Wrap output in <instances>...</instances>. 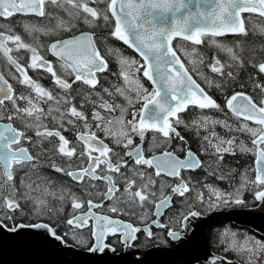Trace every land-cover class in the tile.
<instances>
[{
  "label": "snow or ice",
  "instance_id": "1",
  "mask_svg": "<svg viewBox=\"0 0 264 264\" xmlns=\"http://www.w3.org/2000/svg\"><path fill=\"white\" fill-rule=\"evenodd\" d=\"M45 2L46 0H0V18L7 19L15 14L45 17L49 15L44 9ZM47 3L54 6L55 9L62 10L69 17L67 21L59 20L57 24V29L66 32H71L76 27L74 23L76 20H80L84 24H95L97 20L108 21L111 17L115 23L110 35L133 48L144 63L138 64L135 60L121 58L118 75L124 81V86L115 87L114 92L107 88L103 91L109 97L117 95L123 97L126 103L122 105L114 100L109 103L101 97V103L95 106L98 110L93 112L92 121L95 128L101 131L105 138H111L113 147H109L103 139L96 135L95 131L90 130L91 125L87 116L77 109L74 103L76 97L71 95L72 84L77 82L87 85L90 89H95L99 83L97 74L108 69V62L97 47L96 37L91 33L82 32L78 36L59 39L51 43L49 51L60 61L58 72L51 61H46L43 56L39 55L36 47L24 43L20 35H5L3 31H0V52L7 57L9 63L20 74L18 83L29 89L27 95H14L12 85L0 74V113H7L6 116L0 115V121L5 119L8 121L0 123V213H2L0 229L14 233L26 227L43 228L53 238L67 246L69 233L58 235L57 230L50 228L49 224H24L16 220V214L23 215L25 208H29L37 215L56 214L61 209L51 208L49 200L64 201L67 199L71 202L74 213L75 210L82 209L85 203L87 204V212H81L79 215L73 214L65 223L71 232L72 241L81 245L87 244L90 252L103 253L106 249L114 251L115 249L106 242L108 234L119 235L122 237V243L126 246H130V242L137 241V233L140 232H144L147 237L151 238L154 234L150 227L143 229L134 227L130 223L113 220L106 215H97L92 211L93 208L102 207V204H94L91 199L81 201L75 193L67 189H61L59 193L50 191L54 185L47 176L40 173L41 168L45 167L42 163L43 158L40 154L33 155L27 147L21 145V141L35 143L32 137L27 135L28 130H32L40 141L52 137L58 138L60 143L54 150L58 155L67 158L68 161H71L73 157L81 161L86 159L88 163L86 167L81 166L73 171L49 160L46 165L48 168L70 177L77 183H84L86 180L105 181L107 187L102 196L104 200L113 202V206L108 209L110 212L119 213L120 208L116 205L121 203V196H124L127 198L125 203L130 210L137 206L143 209L147 205H151L154 208L153 215L159 217L162 215V209L172 206L173 196L184 198L185 194L190 191L188 183L181 173L195 171L202 167V162L190 148L185 150L183 159L167 150L170 141L174 138L186 144L185 138L181 136L177 128L180 125L185 127H189V125L180 118L179 113L186 111L190 105L201 110H222L216 100L209 96L189 74V69L185 67L177 50L172 47V41L176 37H182L199 45L202 43L199 38L201 35L205 33H210L213 36L223 35L224 32L221 30L246 35L241 13L255 12L259 7V15L264 17V0H258V4L254 0H204L207 10L198 9L196 13H189L183 18V21L177 18L176 14L186 7L184 0H47ZM89 4H104L105 7L98 9L90 7ZM168 12L173 14L171 27L168 17L164 15ZM193 25L196 26L193 27ZM23 27L25 31L32 30L27 24ZM8 31L11 33L10 28ZM7 41H12L17 51L20 49L29 51L31 55L28 67L46 70L63 95H53L51 91L33 81L27 75V68L9 55L12 49L7 46ZM226 50L237 66L243 64L232 48ZM108 51L112 52L113 50L108 49ZM185 55L191 56L192 53H185ZM200 62H202V57ZM192 64L193 71H197L198 62L193 61ZM252 66L258 67L259 72L264 73V62ZM209 67L213 73L234 79L231 71H222L225 65L221 64L219 60L214 59ZM141 68L144 69L142 75L152 85L151 91L145 88L137 78ZM69 78L72 83H69ZM206 82L211 86V81ZM215 86L223 87L221 84ZM256 87L260 88L264 95V85L257 84ZM133 93L134 95H132ZM6 101L11 103L10 111L5 107ZM17 101H23L26 106L20 107ZM40 102L49 105L47 112L38 107ZM137 105H139L138 108ZM225 106L238 118L257 125V127H250L245 123L241 130L250 133L254 146L264 145V99L256 102L252 96L242 92L234 93L226 98ZM61 107H64L63 112L60 111ZM102 111L106 112V115H101ZM54 112L56 115H53ZM129 114L131 119H127ZM49 116L57 123L56 129L49 130L44 126L42 118ZM66 116L70 118L65 120ZM74 120L84 122L85 131L77 132L80 151L77 150L76 145L68 147L70 142L60 130L64 123L73 124ZM13 121H18L22 127L14 126ZM208 123L209 118L203 117L202 120L194 121L193 126L207 127ZM211 123L224 124L225 127H229L224 121L213 120ZM42 127L43 131L40 130ZM148 131L158 133L162 138V143H160L157 142L156 136H153L155 142L153 146L163 149L158 156L146 157L144 155V140ZM212 136L215 137L216 134L212 133ZM134 137H139V144L134 145ZM204 140L206 143L211 142L208 136H205ZM233 144L234 140L229 139L218 140L217 144L212 145L217 159L222 161L224 154H235L232 148ZM116 146L125 149L123 157L114 151ZM245 150L241 146V151ZM44 156L46 157L47 153ZM124 157L130 158L132 165ZM144 167L153 168L156 178L163 174L178 179L179 183L168 185L170 194L165 195L164 182L161 181L157 189L156 179L142 171L141 169ZM97 169L100 170L99 173ZM121 169H130V171L122 172ZM20 171H23V176L19 178V184H17L16 174ZM114 175L123 181L124 187L121 195H117L121 189L119 180L114 179ZM220 179H224V176H221ZM240 179L241 188H238L235 193H223L210 188L212 196L207 201L202 193L197 194V199L201 203H206L209 209L229 206L230 203L241 205L244 201L239 198V193L249 181L244 174ZM251 184L259 189L255 191L254 199L259 203H264V148L259 151L257 174ZM89 187H94V185L89 184ZM5 189H7L6 195ZM157 192L161 197L159 199H157ZM213 197L219 201L218 205L213 203ZM200 215V211H192L189 208L181 221L184 229L191 230L189 221ZM89 221L93 222L91 242L86 241L75 231V229L89 227ZM152 223L159 224V220H153ZM160 227L168 226L160 225ZM167 234L172 239L182 238L181 233L176 230H170ZM230 235L233 239L226 251L246 252L247 254L243 257L245 264H264V244L251 241L255 247L248 246L250 241L246 237L244 244L240 245L235 239L236 234L231 233ZM222 264H232V262L224 260Z\"/></svg>",
  "mask_w": 264,
  "mask_h": 264
},
{
  "label": "flooded vegetation",
  "instance_id": "2",
  "mask_svg": "<svg viewBox=\"0 0 264 264\" xmlns=\"http://www.w3.org/2000/svg\"><path fill=\"white\" fill-rule=\"evenodd\" d=\"M47 4L48 3L46 0L45 5ZM45 5H44V9H45ZM59 14H60V19L62 20H65L66 18L69 19L66 13H59ZM33 16L34 15L15 14L7 19L0 18V31H3L6 35L9 34L20 35L24 43L36 47L38 49L39 55L43 56L46 61H51L53 66L56 67L57 71L59 72L60 61H58V59L54 55H52V53L49 51V46L51 43L55 42L56 40L77 35L78 20L74 21L76 27L71 32H66L63 31L62 29H57L58 23L55 24V23H51L50 21L47 23H35L31 19L28 20V17H33ZM52 20L55 21L54 18ZM25 24L29 25L30 28L32 29L30 32L25 31L23 27ZM9 28L11 29V33H9L8 31ZM6 43L7 46L12 49V52H10L9 55L12 56L14 59H16L25 68H27V75L31 77L33 81L41 85L43 88L51 91L53 95H60V96L63 95V92L54 84L53 78L49 73L46 72V70L42 68L31 69L28 67L29 58L31 55L29 51L25 49H20L19 51H17L12 41H7ZM100 44H101L100 48L98 44L97 47L99 48L101 55L104 56V58L108 62V69L105 72L97 74L99 83L95 87H97L101 82L105 80L109 81L115 77H119L118 75L120 72L119 61L121 58H127L129 60L131 59L130 55L128 54V50L121 47V45H119L115 40H111V39L101 40ZM108 49H112L113 51L109 52ZM0 74H2L4 76V79L7 80L8 83L12 85V88L14 90V95L29 94V89L18 83V77L20 74L16 72L15 67L9 63L7 57L2 52H0ZM69 83H72L70 78H69ZM81 87H82V83L80 82L72 84L71 95L76 97L74 103L77 109L83 112L82 109H79V105H78V94L79 92H81ZM86 88L90 89L87 85ZM99 89L100 88H95L94 90L92 91L90 90V91L96 93ZM235 93H240V91ZM32 95L33 97L35 96L34 93ZM231 95H229L228 97H230ZM35 102L36 101L34 99V103ZM120 102H122V98L120 96H117L116 103H120ZM17 103L19 104L20 107L26 106L23 101H17ZM48 106L49 105L43 102H40L38 105V107L43 108L45 112H47ZM5 107L10 111L12 107L11 103L6 101ZM227 110L231 115L235 117V119L232 122H225L229 126L225 128L234 127V131L243 133L246 140L245 142H238L237 150L239 148V151H241V146H243L246 150L241 152L254 154V160H253L254 178L250 172H246V171L243 172L242 170L239 171L233 170V167H231L232 162H230L229 159L225 160L224 164L222 165V170L219 172V174L212 173L213 171L208 166L210 162L209 161L210 155H208L207 157L204 158V162H205L204 165H206L204 168L200 167L197 168L195 171H183L181 173L184 180L188 183V187L190 191L185 194L184 198H181L179 196H173L171 201L172 206L167 209H162V215H160L159 217L153 215L154 208L151 205H147L143 209L137 206L134 209L130 210L125 203L127 198L124 196H121V203L119 205H116L120 208L119 213L110 212L108 209L111 206H113V202L104 200L102 196V193L106 190L107 187L105 181L86 180L84 183H77L73 181L70 177L63 175L62 173H56L52 171L50 168H48L46 165L49 160H51L53 163L57 164L58 166L73 171L77 170L81 166L83 167L87 166L88 161L86 159L81 161L76 157H73L71 161H68L67 158L58 155L57 152L54 151L55 149L58 148V145L60 143L58 138L52 137L47 140L40 141L34 135V132L32 130H28L27 135L32 137V140L35 143L30 144L22 140L21 145L27 147L33 155L40 154V156L43 158L42 163L45 165V167L41 168L40 173L43 176H47L49 180H51L52 185H54V187L50 188V191H56L57 193H59L61 189L70 190L71 192L75 193L81 201H87L91 199L94 204H102L103 205L102 207L92 209V211L97 215H106L109 218L117 217L124 223H130L134 227H139L142 229L145 227H150L151 231L154 234L153 237L149 238L146 236L144 232H140L137 233L138 236L137 241L130 242V245L138 248L142 252L146 248L156 244L160 246H173L177 242L186 239L189 236L190 232L193 230L196 220L214 210L227 209L230 207H239V208L256 207L258 205H261V208L264 209V203H259L254 199V193L259 189L251 184V181L254 180L256 176L254 169L255 153L258 148H264V145H261L259 147L254 146L252 144L253 137L250 135V133L241 130L242 126L245 123H247L250 127H257V125H255L252 122L245 121L243 118H238L235 114L231 113L228 108ZM60 111L63 112L64 107H61ZM130 111L131 109L129 110V112ZM0 115L6 116L7 113H0ZM53 115H56V113L54 112ZM101 115H106V112H101ZM116 115H118V113H116ZM69 118L70 117L66 116L64 119L67 120ZM87 118L89 124L91 125L90 130L95 131L96 135L101 139H103L104 143L107 144L109 147H113V142L111 138H105L104 134L95 128V124L93 123L92 118L89 117ZM42 119L44 126H46L49 130L56 129L58 127L57 123L52 120L51 116ZM57 119H59V117H57ZM127 119H131L130 114L127 116ZM6 122H8L6 119L0 121V123H6ZM13 123L14 126L18 128L22 127V125H20L18 121H13ZM40 130L43 131L44 128L42 127L40 128ZM60 130L62 132V135L70 142L68 147L76 145L77 150L80 151L81 148L79 142L77 141V132L85 131L84 122L79 120H74L73 124L64 123L63 128ZM151 138H152L151 131H148L145 135V140H144V155L146 157H150L156 153H161V151L163 150L160 147H152ZM133 140H134V145L140 143L139 137H134ZM191 140H192V136H189L188 139H185L186 141L185 144L182 143L179 139L174 138L170 141V146L167 148V150L173 152L175 155L182 158L185 155V150L189 148V141ZM157 142L162 143L160 140H158ZM239 145L241 146L239 147ZM114 151L119 153L120 156L123 157V153L125 149L121 146H116L114 147ZM45 153H47L46 157L44 156ZM93 154L95 155V153ZM197 157L203 164V160L198 155ZM124 159L128 160L129 164L132 165V161L130 158L124 157ZM113 160H115V158H113ZM135 167H139V166H135ZM141 170L144 171L146 174H150L153 177V179H156L157 189L159 188L160 182L161 181L164 182L165 195L170 194V188L168 187V185H174L179 183L178 179L167 177L164 176L163 174L161 175V177L156 178L153 168L144 167ZM121 171L122 172L130 171V169H121ZM97 172L99 173L100 170L97 169ZM242 174L246 175L247 180L249 181V183H247L239 193V198H241L244 201L243 204L235 205L230 203L229 206H225V207L218 206L209 209L206 203H201L200 200L197 199V194L202 193V190H204L205 188L210 189L211 186H216L219 184H221V186H225L228 189L226 193H235L238 188H241L240 178ZM21 176H23V171H20L16 174L17 184H19V178ZM202 176L204 177L203 181L201 180ZM221 176H224V179H220ZM114 179L119 180V187L121 189V192L117 193V195H121V193H123V187H124L123 181L120 180L119 177L115 175H114ZM89 184L94 185V187H89ZM153 191H156V189H153ZM6 194H7V189H5V195ZM209 197H210L209 195H205L204 198L205 201H207ZM159 198L161 197L159 192H157V199ZM253 202L256 203L252 204ZM49 203L51 208L61 209V210L56 214L45 213L43 215H37L34 214L32 211H30L29 208H25L23 215L20 213L16 214V220L19 223H24V224H31L38 222L49 224L50 228H55L57 230L58 235L69 233V237H68L69 245L73 247L88 249L87 244L81 245L72 241L71 232L69 231L65 223L67 219L73 216V214L79 215L81 212H87L88 211L87 204L85 203L82 209H77L75 210L74 213V210L71 206V202L67 199H65L64 201H60L57 199H50ZM213 203L218 205L219 201H217L215 197H213ZM189 208H191L192 211H200L201 215L198 218L190 220L189 224L191 230H186L184 229V225L181 221H182V217L187 214ZM0 215H2V213H0ZM157 219L159 220V224H153L152 221ZM232 223L226 222L220 225L212 226L211 228H214L217 231L216 233L218 234V236L225 235V233H228L227 236L230 238V241H232L233 239V237L230 234L235 233L236 234L235 239L240 245L244 244L246 237L249 238L250 241L248 246L255 247V245L251 244V241H258L259 243L264 244V235L261 234L262 237L258 236L259 233L258 231L245 225L235 224L234 226V224ZM160 225H167L168 227H160ZM92 226H93V222L89 221V227H86L84 229H75V231H77L79 235H81L86 241L91 242ZM170 230L179 231L181 233L182 238L172 239L167 234ZM106 242L110 244L111 248L115 249L114 251L109 249L112 252L123 251L126 247V245L122 243V237H120L119 235L108 234L106 236ZM213 252L218 253L217 251H213ZM232 253L236 256L235 258L227 259L224 257L225 255L224 256L222 255L224 260L231 261L232 264H245V259L243 257L244 255L247 254L246 252L239 253L236 251H232ZM197 264H222V263H217V262L211 263L208 261H201L198 262Z\"/></svg>",
  "mask_w": 264,
  "mask_h": 264
},
{
  "label": "trees",
  "instance_id": "3",
  "mask_svg": "<svg viewBox=\"0 0 264 264\" xmlns=\"http://www.w3.org/2000/svg\"><path fill=\"white\" fill-rule=\"evenodd\" d=\"M97 5L99 9H103L105 7L104 4ZM45 12L49 15H46L45 17H28V20L31 19L35 23H47L51 20L50 18H60L59 13H65L62 10L55 9L54 6L50 4L45 5ZM242 18L244 22V29L247 33L246 35L223 34L220 36H213L210 34H203L199 37L202 41V43L199 45H195L193 42H189L183 38L173 39L172 47L177 50L185 66L189 69V72L204 87L208 94L214 100H216L222 109L201 110L190 105L186 111L179 113L180 118L184 120L185 123L189 125V127L180 125L178 126L177 131H179L181 136H183L185 139H188L189 136H192V140L189 141V148L203 160V168L206 166L204 165V158L210 155V162L208 166L213 171L212 173L219 174V172L222 170V165L224 164L225 160L229 159V161L232 162L231 167H233V170L238 171L241 169L244 172H250L254 178V154L241 152L239 151V148L237 150L238 142L246 141L244 134L234 131V127L225 128L224 124L211 123L213 120L232 122L235 119V117L228 112L225 106L226 98L235 92H245L249 96H252L256 102L264 99V95H262L260 88L256 87L257 84L264 85V73H260L258 67L252 66L254 64L258 65L259 63L264 62V31H262L264 30V18L251 13H243ZM114 23L115 22L111 17L108 21H104L102 19L97 20L95 24H84L82 21L78 20V32L85 30L92 31L93 35L96 37V43L98 44L99 48L101 46V40H115L119 45H121V47L128 50V54L131 58L130 60H135L138 62V64H143L144 61L132 49L126 46L122 41L110 35L114 28ZM217 42H219L221 45L218 46ZM182 46L195 49L193 61L198 62L197 71L206 75L205 78L198 75L197 71H193V61L188 60L187 55H185V53L182 51ZM227 48H232L233 52L240 57V59L243 61L241 66H237L234 63L226 50ZM201 57L202 62H200ZM214 59L219 60L221 64L225 65L222 71H231L234 79L213 73L210 70L209 65L214 61ZM143 70V68L140 69V72L137 74V78L145 88H148L149 91H151L152 86L147 78L142 75ZM206 81H211V86H209ZM216 84H221L223 87L217 88L215 86ZM110 85H113L114 88H109ZM123 85V80L120 77H115L112 80H105L101 82L97 87H95L100 89L96 93H93L91 91L94 89H87L86 85L82 84L81 92L78 94L79 109H82L83 113L89 117L90 109L93 111L98 110L95 106L101 103V97L103 100L108 101L109 103L113 102V100L117 102V96L109 97L106 93H104L103 89L107 88L109 91L113 92L115 87H122ZM97 93H99V95H97ZM136 107L138 108L139 105ZM203 117L209 118L208 126L194 127L193 122L202 120ZM212 133H215L216 136L213 137ZM205 136L209 137L211 141L210 143L205 142ZM229 139L234 140L232 148L235 154H224L223 160H218L212 145L217 144L218 140L226 141ZM224 146L226 147L227 145ZM240 146L241 145H239V147ZM203 179L204 177L202 176L201 180L203 181ZM211 188L223 193L228 191V189L225 186H221V184L211 186ZM202 194L204 197L205 195L212 196V192L208 188L202 190ZM255 203L256 202H253L252 204ZM216 232L217 231L214 228H210L208 230L207 236L211 250L217 251L223 256L225 255L224 257L227 259L235 258L236 256L232 253V251H226L228 245L231 243L230 238L227 235L218 236ZM258 236L262 237V235L259 233Z\"/></svg>",
  "mask_w": 264,
  "mask_h": 264
},
{
  "label": "water",
  "instance_id": "4",
  "mask_svg": "<svg viewBox=\"0 0 264 264\" xmlns=\"http://www.w3.org/2000/svg\"><path fill=\"white\" fill-rule=\"evenodd\" d=\"M254 2L258 4V0H254ZM184 3L186 7L176 14L177 18L181 21L189 13H196L198 9L207 10L204 0H184ZM259 12L260 9L258 7L252 13L259 14ZM243 13H241V20L244 27ZM164 15L168 17L169 26L171 27L173 24V14L168 12L164 13ZM34 16L40 17L37 15ZM195 26L193 25V27ZM221 31L224 34H233L227 30ZM82 32L93 34L85 30L78 32L74 36H78ZM129 48L139 56L133 48ZM189 74L192 75L190 72ZM193 79L195 80L194 77ZM260 149L258 148L255 153V175L257 174V160ZM154 155L158 156L160 153ZM111 219L120 220L117 217ZM226 222L248 226L264 235V209L261 208V205L256 207H230L214 210L196 220L193 230L186 239L177 242L173 246H160L156 244L146 248L142 252L132 245L126 246L120 252H112L109 249H106L103 253L90 252L88 249L73 247L69 244L66 246L53 238L43 228L26 227L14 233L0 229V264H197L201 260L211 263H222L224 261L223 256L211 251L207 234L208 229L212 226Z\"/></svg>",
  "mask_w": 264,
  "mask_h": 264
},
{
  "label": "rangeland",
  "instance_id": "5",
  "mask_svg": "<svg viewBox=\"0 0 264 264\" xmlns=\"http://www.w3.org/2000/svg\"><path fill=\"white\" fill-rule=\"evenodd\" d=\"M89 6L90 7H95V8H98L99 9V7H98V5L97 4H89ZM59 20H62V19H55V21H53L52 20V18H51V20H50V22L51 23H58L59 22ZM68 19H65L64 21H67ZM217 45L218 46H220L221 44L219 43V42H217ZM182 51L184 52V53H192V55L191 56H188L187 55V58H188V60L189 61H193L194 60V52H193V49H191V48H187V47H185V46H182ZM229 56H230V54H229ZM231 57V56H230ZM197 74L198 75H200V76H202L203 78H205L206 77V75H204L202 72H199V71H197ZM123 84H124V81H123ZM124 86V85H123ZM121 87V86H120ZM109 88H114V86L113 85H110L109 86ZM113 92H114V89H113ZM132 95H134V93L132 94ZM118 96V95H117ZM122 98V102H120L119 104H121L122 103V105H123V102H124V104L126 103L125 102V100H124V98L123 97H121ZM80 103H81V101H80ZM93 110L92 109H90V111H89V118H92V114H93ZM103 112V111H102ZM151 135H152V138H151V146L152 147H154L153 145H154V141H153V136H156V138H157V141L158 140H160L161 142H162V139L159 137L160 135L158 134V133H154V132H152L151 131ZM241 170V169H240ZM239 171V170H238ZM244 172V171H243ZM205 198V197H204ZM201 261H203V260H201ZM200 261V262H201Z\"/></svg>",
  "mask_w": 264,
  "mask_h": 264
},
{
  "label": "bare ground",
  "instance_id": "6",
  "mask_svg": "<svg viewBox=\"0 0 264 264\" xmlns=\"http://www.w3.org/2000/svg\"><path fill=\"white\" fill-rule=\"evenodd\" d=\"M245 13H250V12H245ZM252 13V12H251ZM253 14H255V15H259V14H256V13H253ZM260 16V15H259ZM67 19V18H66ZM87 31H89V30H87ZM91 32V31H90ZM93 33V32H92ZM178 53V52H177ZM179 55V54H178ZM182 60V59H181ZM186 67V66H185ZM194 77V76H193ZM196 80V79H195ZM197 81V80H196ZM198 82V81H197ZM199 83V82H198ZM200 84V83H199ZM201 85V84H200ZM202 86V85H201ZM203 87V86H202ZM204 88V87H203ZM193 151V150H192ZM194 152V151H193ZM228 223V222H227Z\"/></svg>",
  "mask_w": 264,
  "mask_h": 264
}]
</instances>
